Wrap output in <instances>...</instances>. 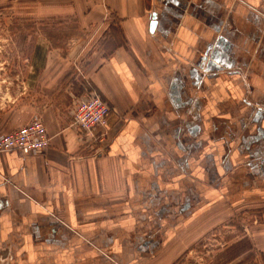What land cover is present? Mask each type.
Returning <instances> with one entry per match:
<instances>
[{"label":"crops","instance_id":"obj_1","mask_svg":"<svg viewBox=\"0 0 264 264\" xmlns=\"http://www.w3.org/2000/svg\"><path fill=\"white\" fill-rule=\"evenodd\" d=\"M17 6L96 40L88 81L112 111L105 147L84 148L69 109L43 100L67 61L24 63L18 99L0 103V133L41 112L50 145L0 152V262L125 264L163 252L217 194L264 202V0Z\"/></svg>","mask_w":264,"mask_h":264},{"label":"rangeland","instance_id":"obj_2","mask_svg":"<svg viewBox=\"0 0 264 264\" xmlns=\"http://www.w3.org/2000/svg\"><path fill=\"white\" fill-rule=\"evenodd\" d=\"M95 42L73 20L23 17L17 0H0V103L18 99L26 71L23 65L29 59L59 57L67 61V66L62 67L55 86L42 91L43 95L56 96L43 100L49 107L71 112L73 94L80 96L84 84L91 87L88 63ZM36 116L45 122L41 112ZM217 195L216 203L200 211V219L179 227L177 238L166 241L163 252L127 258L125 264H264V244L257 241V231H264V202Z\"/></svg>","mask_w":264,"mask_h":264},{"label":"built area","instance_id":"obj_3","mask_svg":"<svg viewBox=\"0 0 264 264\" xmlns=\"http://www.w3.org/2000/svg\"><path fill=\"white\" fill-rule=\"evenodd\" d=\"M72 127L84 148L97 152L107 143L109 115L112 107L107 100L88 84L80 96L73 94ZM50 145V136L44 120L34 117L29 123L10 132L0 133V152L19 150L24 155L37 154Z\"/></svg>","mask_w":264,"mask_h":264},{"label":"water","instance_id":"obj_4","mask_svg":"<svg viewBox=\"0 0 264 264\" xmlns=\"http://www.w3.org/2000/svg\"><path fill=\"white\" fill-rule=\"evenodd\" d=\"M156 26H157L156 18H153V21H152L151 24H150V31H151V32H154Z\"/></svg>","mask_w":264,"mask_h":264}]
</instances>
